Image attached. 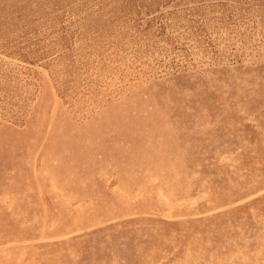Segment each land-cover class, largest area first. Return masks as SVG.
I'll return each mask as SVG.
<instances>
[{"label": "rangeland", "instance_id": "374dc122", "mask_svg": "<svg viewBox=\"0 0 264 264\" xmlns=\"http://www.w3.org/2000/svg\"><path fill=\"white\" fill-rule=\"evenodd\" d=\"M0 264H264V0H0Z\"/></svg>", "mask_w": 264, "mask_h": 264}]
</instances>
